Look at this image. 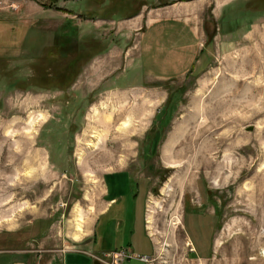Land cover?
Listing matches in <instances>:
<instances>
[{"label":"rangeland","instance_id":"obj_1","mask_svg":"<svg viewBox=\"0 0 264 264\" xmlns=\"http://www.w3.org/2000/svg\"><path fill=\"white\" fill-rule=\"evenodd\" d=\"M173 5L203 62L153 80L140 33ZM125 170L154 252L119 264H264V0H0V264L114 262L96 224Z\"/></svg>","mask_w":264,"mask_h":264},{"label":"crops","instance_id":"obj_2","mask_svg":"<svg viewBox=\"0 0 264 264\" xmlns=\"http://www.w3.org/2000/svg\"><path fill=\"white\" fill-rule=\"evenodd\" d=\"M160 10L161 13L154 16L143 27L138 43L139 60L146 66L144 68L147 72L146 76L153 80L178 78L196 69L202 64L206 49L193 19L188 17V14H181L174 5L162 7ZM103 188L104 209L96 226L102 219L103 229L109 232V236L105 235L101 239L100 247L103 251L126 248L132 253L134 238L143 239V242L146 241L148 244L149 252L133 255V257H152L154 246L145 225L148 191L144 179L138 178L127 170L110 173L103 176ZM190 220L193 227L197 223L200 226V229L194 232L198 245L201 242H208L210 239L208 240L206 236L209 231L207 225L195 215H191ZM140 230L142 236L139 235ZM120 232L127 242L122 241L123 245L112 247L113 241L116 240L115 233ZM94 237V243H97L96 231Z\"/></svg>","mask_w":264,"mask_h":264},{"label":"built area","instance_id":"obj_3","mask_svg":"<svg viewBox=\"0 0 264 264\" xmlns=\"http://www.w3.org/2000/svg\"><path fill=\"white\" fill-rule=\"evenodd\" d=\"M112 253H113L114 262H112L111 264H119L122 261H124V259L133 257V255H131L129 251H126L125 248L112 251ZM137 258H139L142 261H145L146 259L144 256H138Z\"/></svg>","mask_w":264,"mask_h":264},{"label":"bare ground","instance_id":"obj_4","mask_svg":"<svg viewBox=\"0 0 264 264\" xmlns=\"http://www.w3.org/2000/svg\"><path fill=\"white\" fill-rule=\"evenodd\" d=\"M95 108V107H94ZM99 110V109H98ZM100 110H101V108H100ZM93 112H94V114H93V117H95L96 115H97V109L95 108V109H93ZM123 127H127V123H124V125H123ZM125 132V131H124ZM121 133V132H120ZM117 134H119V133H117ZM118 136V135H117ZM97 137V136H96ZM122 137V136H121ZM120 138V137H119ZM90 146V145H89ZM94 147H95V145H93ZM95 149V148H94ZM97 151V150H96ZM97 154V156H98V158H106V157H108V153L106 152V151H102V152H99V153H96ZM80 155H82V154H80ZM80 158H82V156L80 157ZM104 161V160H103Z\"/></svg>","mask_w":264,"mask_h":264}]
</instances>
